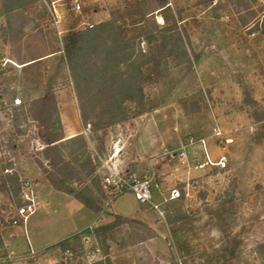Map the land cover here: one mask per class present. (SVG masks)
<instances>
[{
	"label": "rangeland",
	"instance_id": "obj_1",
	"mask_svg": "<svg viewBox=\"0 0 264 264\" xmlns=\"http://www.w3.org/2000/svg\"><path fill=\"white\" fill-rule=\"evenodd\" d=\"M51 1H30L32 9L28 10L33 17L23 31L8 26L0 30L3 37L16 30L18 38L17 43L7 45L4 58L34 61L18 69L13 62L0 61L1 166L10 160L18 168L20 159L27 156L44 161L40 150L44 147L43 128L35 101L49 85L68 86L74 91L80 115L83 111L87 118L85 123L81 119L86 145L78 150L80 161L89 155L96 167L102 159L137 176L149 173L152 167V182L157 184L152 199L160 203L163 218L150 207L142 210L130 192L116 196L107 208L104 202L101 212H106L96 214L72 196L53 190L33 164L26 177L23 170L14 174L18 180L32 181L36 210L24 222L11 224L16 206L22 203L20 189L10 190L9 200L1 198L0 226L11 224L3 233L13 234L14 238L5 237L13 242L12 247L18 245L19 253L0 259V264H264V118L255 121L243 102L245 85L264 114V0H167V22L155 0H126L131 6L127 9L142 12L132 16L125 14V0H54L58 16H54ZM94 9L108 13L103 21L112 18L124 39L136 36L142 51L147 48L141 35L145 29L171 25L174 19L188 34L191 61L179 65L169 61L162 76L144 86L150 110L135 116L134 104H128L132 108L128 118L117 123H109L110 112L98 81L80 78L75 85L60 42L70 23L75 21L80 29L86 23L94 24ZM15 14H9L15 17L10 16L6 23H20ZM15 39L11 36L9 41ZM47 54L48 58L38 60ZM55 104L56 111L50 110L47 117L58 131L62 125L56 98ZM213 127L228 141L212 136ZM191 137H203L210 159L224 156L225 167L196 168L200 143L186 150L187 159L182 163L177 153ZM143 141L155 146L141 155L142 150L138 153L137 149ZM10 142L24 149L16 152ZM113 146L119 150L110 159ZM68 150L66 147L62 153L71 162ZM15 152L17 160L12 156ZM99 175L96 169V180ZM82 177L74 185L91 183L90 177ZM3 180L0 172V184ZM172 188L181 197L164 202L162 195L167 197ZM115 214L146 221L154 237L143 240L150 232L128 223L115 228L104 242L84 236L82 252L76 257L58 249L31 252ZM4 253L0 241V257Z\"/></svg>",
	"mask_w": 264,
	"mask_h": 264
},
{
	"label": "trees",
	"instance_id": "obj_2",
	"mask_svg": "<svg viewBox=\"0 0 264 264\" xmlns=\"http://www.w3.org/2000/svg\"><path fill=\"white\" fill-rule=\"evenodd\" d=\"M155 1L159 4L158 9L163 20L167 22L168 16L165 12L170 11L167 0ZM125 6V14L129 16L142 13L140 9L139 11H133L132 8L127 9L130 5L126 0ZM261 33L264 35V29H261ZM121 34L115 28L111 18L81 29L76 27L74 21L65 29L60 38L66 64L75 85L77 86L80 78L88 81L95 79L100 84L106 109L110 112V115L108 113L109 123H117L128 118V112L132 108L127 105L131 103L134 104L132 110L135 111V116L149 111L152 106L145 102L144 86L162 76V69L167 66L169 61H173L175 65L191 61L187 31L184 27L181 29L174 19L171 25L145 29L141 33L147 47L145 51H142L138 46L139 42L135 41L136 36H125L124 39ZM136 46H138L137 49ZM46 89L45 93L35 101V105L38 104L37 119H40L39 125L43 128L44 147L40 150L44 161L36 158L34 161L53 190L72 196L98 214L102 210L103 203L108 199V194L101 181L96 180V163L89 155L81 162L77 155L78 150L86 145L83 136L76 135L64 139L61 128L55 131V124L47 117L50 110L56 111L54 89L50 85ZM243 94V102L252 110L250 114L254 120H263V112L258 111V104L245 85H243ZM82 114H84L83 111H81L80 118L85 123L87 118ZM261 129H264V124L261 125ZM65 145L69 148V155L73 156L71 162L63 156ZM82 176L90 177L91 183L81 186L74 185L77 181L81 182ZM7 181L11 183V187L7 188L3 180L0 184V191L20 189V182L16 174L9 175ZM140 206L153 209L148 203ZM12 220L11 224H13ZM128 223H136L150 232L143 240L154 236V232L148 229L145 221L140 218L115 214L110 221L94 225L61 239L40 253L58 249L62 253L68 251L76 257L82 252L84 236H91L95 240L104 242L115 228ZM168 264L178 263L172 261Z\"/></svg>",
	"mask_w": 264,
	"mask_h": 264
},
{
	"label": "crops",
	"instance_id": "obj_3",
	"mask_svg": "<svg viewBox=\"0 0 264 264\" xmlns=\"http://www.w3.org/2000/svg\"><path fill=\"white\" fill-rule=\"evenodd\" d=\"M19 1H21V2L19 3L18 0H0V30L4 27L8 26V27H12V28L18 27L19 29H21V31H23L24 28H26L29 25L28 21H31V18L33 17L32 13H30L31 12L30 10L32 8H31V6H28V5H31L30 4L31 0H19ZM43 1H45V0H43ZM54 2H55L54 0L51 1V5H52L51 7L55 13V16L56 15L58 16V9L56 8V5H54L55 4ZM47 6L49 8L48 4H47ZM28 9H30V10H28ZM94 10L95 11L91 14V18H92V20H94L93 21L94 23L103 21V20L107 19L109 16L108 13H106L105 11L99 12L96 9H94ZM49 11H51V10H49ZM15 12H16L15 15L20 17L21 22L20 23H6L7 18L9 21L13 17H15V16L12 17V15H9V14H13ZM9 17H10V19H9ZM35 24H37V23H32L33 26H35ZM44 30H45V28H44ZM15 31H13L12 34H9L8 37H5V36L3 37V35L0 33V61L3 59H6V60H8V62H13L11 64H13L16 69H18V68H23V67L29 66L34 61L29 59V58H24V57H23L24 59L21 58L20 60H14V59L12 60L8 56H6L5 58L3 57V53H4L5 48H7V45L12 44V42L17 43V41H18V38L15 36ZM21 31H20V33H23ZM11 36H14L16 39L9 41ZM49 56L50 55H48V54L45 56H41L38 58V60L48 58ZM0 65H1V63H0ZM53 89H54L55 98H56V102H57V110H58L59 120H60V123L62 125V132H63L64 139H68V138H71V137L76 136V135L85 134V131H84L85 128L81 122L80 112H79V108L77 105V101L75 99L76 97H75L74 91L68 86L54 87ZM15 100H19V98L16 97ZM17 102L18 101H16L15 103L18 104L19 102L18 103ZM154 146H155V143H151V145L150 144L148 145L145 141H143L140 145L141 149H137V151L139 153V151L142 150L139 154L144 155V154H146V152L150 151ZM11 148L15 149L16 152H18V150H20L22 152V150L24 149V148H21V144L19 145V143H11ZM27 150L30 151V148H27L26 151ZM29 151H27V152H29ZM16 152H15V155H12V156H13V158L15 157L17 160L18 156H17ZM197 156H198V160H201V153L198 150H197ZM20 160H22V161L19 165L20 167H18V168L14 167V166H16V163L12 164L10 162V160L4 161V163L6 162L7 165L3 163V165L1 166V162H0V172L4 176L5 186L7 188H9L8 187L9 181H7V178L9 177V175H12L15 172H17V170H20V171L23 170L24 175L26 177V172L31 168V165L35 164V166L38 169V172H40L39 167L36 165L34 160L30 159V156L29 157L28 156L23 157V159L21 158ZM188 173H190V171ZM41 176L44 177L42 174H41ZM46 182L48 183L47 180H46ZM48 185H50V184L48 183ZM10 193H11L10 190L0 191V203L1 204L3 203V202H1L2 201L1 198H4L5 201L9 200L8 194H10ZM144 209L145 208H143L142 210H144ZM105 212H106V209L104 210V212H99L98 214L102 215ZM111 219H112V217L106 218L105 220H103L101 222H92L91 225L103 224V223L110 221ZM91 225H88L87 227H85L83 229L81 228V230H78V228H76L77 230L74 229V232L72 234L80 232L86 228H89V227H91ZM8 226H11V224L5 223V224H1V226H0L1 246H2L3 250L5 251V253H4L5 256L0 257V259H2V260L6 257L7 258L13 257L14 254L19 253L15 249L16 247H18V245L16 244L15 247L14 246L12 247L10 244L13 242L9 243L5 237V236H7L8 238H14L13 234L12 233H7V234L3 233L4 229ZM155 236H156V234H155ZM63 238H65V237H62L61 239H63ZM61 239H59V240H61ZM45 248H47V247H45ZM45 248L34 249L33 251L31 250V252L35 251L36 253H38V252L43 251ZM27 253H29V251ZM44 253L45 252H42V254H44ZM168 263L169 262L163 263V264H168Z\"/></svg>",
	"mask_w": 264,
	"mask_h": 264
},
{
	"label": "built area",
	"instance_id": "obj_4",
	"mask_svg": "<svg viewBox=\"0 0 264 264\" xmlns=\"http://www.w3.org/2000/svg\"><path fill=\"white\" fill-rule=\"evenodd\" d=\"M79 4L76 2L74 8L79 9ZM54 12V11H53ZM55 16V13H54ZM57 20H55L56 22ZM93 24L86 23L87 27H91ZM212 136L228 141L224 134L218 127L212 128ZM205 139L189 138L185 145H183L177 155L182 163L187 159L186 150L195 146V144L200 143L201 153L203 158L195 165L196 168H202L207 165L216 166L218 168H224L226 165L225 157L220 156L216 161L210 159V156L205 148ZM113 155H110V159L118 153L119 149H115L113 146ZM175 154V153H173ZM170 154V155H173ZM109 159V160H110ZM97 165V170L100 172L99 178L101 184L105 187L108 194V199L106 200V208L110 205L112 199L116 196L130 192L134 198L141 204L148 203L160 217L163 218V211L160 209V203L155 202L152 199V189L157 188V184L153 183L154 171L151 167L149 173H145L142 176H137L135 173H129L125 169L119 168L114 164H108V161L99 159ZM152 166V165H151ZM20 182V194L22 198V203L15 208V218H13L12 223L17 224L18 220L24 222L29 215H31L37 208L38 202L35 193L32 189V182L28 179H19ZM181 197V193L178 189H170L169 195L166 197L162 195V200L165 202L167 200H176Z\"/></svg>",
	"mask_w": 264,
	"mask_h": 264
}]
</instances>
